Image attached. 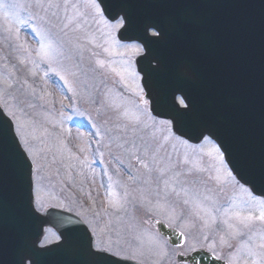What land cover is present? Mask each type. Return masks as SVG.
Returning <instances> with one entry per match:
<instances>
[{
    "label": "snow or ice",
    "instance_id": "6c2138e0",
    "mask_svg": "<svg viewBox=\"0 0 264 264\" xmlns=\"http://www.w3.org/2000/svg\"><path fill=\"white\" fill-rule=\"evenodd\" d=\"M148 2L151 0H119L118 3L113 0H0V20L4 21V31L8 33L5 39L20 41L23 26L37 42L36 48L27 42L13 46L14 51L24 53L22 58L18 57L19 63L27 61L34 69L43 65L44 75L52 73L58 77L61 89L71 93L69 99L95 103L92 99L95 89H81L85 82L78 75L87 52L94 62L88 71L112 80V88L105 85L107 90L103 93L102 103L106 110L115 113L111 126L107 120L98 124L86 111L76 109L74 105H70L73 115L65 116L61 111L59 121L54 109L38 113L46 123L53 125L77 116L80 120L75 122L80 127L92 129L89 144H96L93 155L104 165L99 175L107 178V204L102 210H95L94 203L88 207L81 204L80 210L75 211L73 207L65 208L64 202L58 203L55 207L65 209V212L46 221L56 228L55 240L44 238L37 246L35 240L29 241L22 236L17 247V264H25V261L37 264L36 256L47 251L48 245L53 243L69 257L66 264H127L128 261L140 264L138 257L142 254L144 237L158 255L169 259V264H202L208 254L213 262L222 259L217 255V235L220 245H225L226 236H242L244 230L252 235L247 241H241L236 255L227 264H264V230L252 231L254 222L264 225V194L256 195L251 181L239 170L229 167L227 148L217 143L214 128L198 117V105L184 82V66L170 64L161 53L168 25L154 15L137 11ZM92 24H103L105 32L102 36L107 46L96 43L95 33L89 30ZM69 33L78 34L70 36ZM128 33L132 35H126ZM87 45L102 48L107 58H100L99 53ZM135 57H140L139 61ZM31 75L35 76L36 72L32 71ZM12 76L13 73H9L5 81L9 89L15 83ZM2 79L4 77L0 75ZM23 84L27 85L28 81L25 79ZM35 94L36 89H31L34 99L47 103L44 95L36 97ZM9 100H15V97L10 96L6 88H0V249L6 244L4 225L9 208L4 178L9 169L27 193L22 204L23 217L39 219V213L52 207L42 196L48 156L57 145L63 146L58 134L50 132L35 119L25 118L24 108L31 109L36 105L27 103L21 107L20 103H9ZM61 107H64L63 100ZM78 136L84 138V133H78ZM113 147L120 150V155L113 153ZM105 150L111 158L108 163L117 168V175L120 166L127 171L125 182L113 179L104 160ZM173 153H176V159L172 158ZM121 155L128 157L127 165ZM205 157L211 158L213 165L210 168L215 172L208 175L207 181L238 188L242 194L239 200L213 198L207 194V188L202 191L197 186L206 181L195 178L191 192L188 190L185 178L206 171L197 166V161ZM55 159L53 155L52 162ZM79 163L86 167L87 157ZM189 164L193 167H185ZM93 175H96L94 170ZM117 188L121 189L120 193ZM223 191L221 186L220 192ZM173 194L175 200L170 199ZM182 194V202H179ZM138 204H147L148 211L154 214L168 210L166 219L182 222L185 227L193 226L189 220L193 217L200 222L201 230L188 237L180 232L183 244L178 248L183 250L169 252L158 234L137 230L132 223L125 229L113 226V221L119 224L125 219L130 220V209H135ZM202 211L206 215H201ZM104 216L109 217L107 222H104ZM217 218H223L221 223L226 225V233L210 231ZM155 222L162 223L160 220ZM45 231L41 229L42 234ZM129 234L141 244L133 247L126 238ZM256 235H259L258 242ZM227 246L232 247L231 244Z\"/></svg>",
    "mask_w": 264,
    "mask_h": 264
},
{
    "label": "rangeland",
    "instance_id": "374dc122",
    "mask_svg": "<svg viewBox=\"0 0 264 264\" xmlns=\"http://www.w3.org/2000/svg\"><path fill=\"white\" fill-rule=\"evenodd\" d=\"M75 2V0H73ZM33 11H36L33 9ZM5 25L4 21L0 20V75H3L4 79L0 80V88H6L10 96L15 97V100H9V103H20V106L23 107L27 103H33L36 105L35 108H24L26 119H35L39 121L44 127H47L50 132L58 134L63 140V146L57 145L54 148L53 152L48 156V167L46 168V179L43 182V191L42 196L45 200V203L51 205L52 207L57 205L60 202L65 203V208L73 207L75 211L80 210V205L83 204L84 207L95 204V210H102L107 204V199L105 197V188L107 178L101 177L99 175L102 165L97 157H94L93 152L96 148L95 143L89 144V135L92 131L91 128L80 127L75 121L80 120V117L73 116V120L64 121L61 123H56L55 125L51 123H46L42 115L38 113H43L44 111H49L54 109V115H56L57 120L59 121V113L62 111L65 116L73 115L74 105L76 109L81 111H86L87 114L91 115L92 118L98 123L103 121H109V126L111 122L115 120V113L112 111L106 110L102 103L103 93L107 88H112L111 78L104 79L98 73L89 72L88 69L93 66V60L90 55L85 52L84 60L82 62L81 72L78 73L80 80L85 83L81 85V89H87L88 91H93L92 99L95 100V103L87 102L84 103L80 100H71L68 97L71 96V93H67L62 90L60 87V82L58 77H55L54 74L49 73L47 76L44 75L43 65L39 69H34L33 65L25 61L23 64L19 63L18 57H23L24 53L22 51H14L13 46L19 45L21 42H27L32 48L37 47V42L34 36L31 34L28 28L22 26V31L20 32V41L8 40L5 37L8 36V33L4 31ZM99 29V30H97ZM91 32L96 35V43L101 44L102 46H107L104 44V38L102 33L105 32L103 24H92L90 25ZM78 33H69L70 36L76 35ZM87 47L92 48L93 51L99 53L100 58L106 59L107 54L103 53L102 48H96L93 45H87ZM118 51H123V49H117ZM119 59V58H117ZM78 60V58H77ZM7 65L8 67H5ZM35 71L36 75H31V72ZM9 73H13L12 79L15 81L13 86L9 89L5 81L9 77ZM28 81L27 85L23 84L24 80ZM72 80V77H69ZM55 81V82H54ZM103 81V82H101ZM107 85V88L105 87ZM36 89V97L44 95L45 101H40L39 99H34L31 95V89ZM63 98L60 99V96ZM130 95V94H128ZM7 98V97H6ZM61 100H63L64 107H61ZM77 127L82 129V131H77L75 134L72 128ZM103 131V127L101 129ZM78 133H84V138H80ZM78 140L80 142H78ZM78 142V143H77ZM55 143V141H53ZM57 149H59L57 151ZM83 149V151H81ZM101 150H104L103 148ZM168 150L171 151V146H168ZM113 153L120 155V150L113 147ZM53 155H55V162L53 161ZM87 157V166L81 165L79 162L85 160ZM172 158L176 159V153L172 154ZM111 158L108 156L107 151L105 150V163L107 164L110 173L113 175V179H117L121 182L127 180V171L123 166L119 167V175H117V168L114 167L113 163H108ZM121 159L124 160L125 165L129 163L128 157L121 155ZM68 164H72L73 167H67ZM213 165L211 158L205 157L202 161H197V166L203 167L206 171L196 173L194 177H186V183L188 190L191 192L193 185L192 180L198 179L200 181H206L197 185L202 191L207 188L208 195L213 196L220 200H227L229 197H234L239 200L241 193L238 188H233L230 184L217 185L212 181H207L209 174L214 175V170H211L210 166ZM135 166V165H134ZM138 167V166H137ZM185 167H193L192 164L186 165ZM93 170L96 175H93ZM98 176V177H97ZM98 182V183H97ZM98 186H97V184ZM97 186V187H96ZM224 188L223 193L220 192V187ZM96 187V188H95ZM118 193L121 192V189H116ZM170 199L175 200L176 197L174 194ZM183 194L180 197L182 202ZM71 202V203H70ZM155 203V200H153ZM148 205H137L135 209H130L131 219H125L119 224H116L113 221L114 227H119L125 229L128 223L136 225L137 230L144 229L157 234L155 228L150 226H144L143 222L149 219L150 217L159 218L168 225H173L180 230L179 232H184L185 236L188 237L191 234H195L201 230V224L198 221H195V218L189 217V220L193 222L192 227H185L182 222L175 220L166 219L165 216L160 214H154L153 212L148 211ZM167 215V210H164ZM187 208L185 210V216H187ZM258 214V212H257ZM201 215H206L203 211ZM109 217L104 216V222H107ZM223 218H217V222L212 224L211 230L215 233H221L227 231L226 225L221 223ZM264 230V225H261L259 222H254L253 232L259 233ZM209 231V230H206ZM245 234L237 237H227V244H231L232 247L229 248L227 244L220 245L218 235L215 237L217 241V255H220L222 258H225L227 261L234 255H236V250L239 247L242 240L247 241L248 236L252 235V232L244 230ZM129 242L133 247H136L141 244V241L136 240L133 235L129 234L126 236ZM160 238V237H159ZM161 239V238H160ZM162 240V239H161ZM255 240L259 241V235H256ZM163 241V240H162ZM168 249V248H167ZM183 249V248H182ZM233 250V251H232ZM169 252H172L168 249ZM241 256L243 253L240 254ZM140 262L146 264H169V259L162 257L157 254V250L153 245H151L147 237L143 239L142 254L138 257ZM238 264V262H235Z\"/></svg>",
    "mask_w": 264,
    "mask_h": 264
},
{
    "label": "water",
    "instance_id": "95a60500",
    "mask_svg": "<svg viewBox=\"0 0 264 264\" xmlns=\"http://www.w3.org/2000/svg\"><path fill=\"white\" fill-rule=\"evenodd\" d=\"M232 4L235 5L234 1ZM245 8L244 4L238 12L231 7L234 15L232 58L209 65L202 73L199 67L192 73L185 71L183 78L198 105V117L214 128L217 143L227 148L229 166L242 172L251 181L255 194L261 195L264 194V86L256 82V67L247 56L259 51L264 53V5L258 7L262 13H257L253 5H250L251 12ZM252 8L256 13H252ZM4 192L9 212L4 225L6 244L0 249V264H17L21 237L35 240L37 244L43 226L54 228L46 221L63 212L49 209L43 216L38 214L39 219L24 218L22 204L27 193L11 168L4 178ZM159 233L170 234L163 226ZM68 259L54 246L36 256L37 264H66ZM202 264L222 263L213 262V258L206 255Z\"/></svg>",
    "mask_w": 264,
    "mask_h": 264
}]
</instances>
